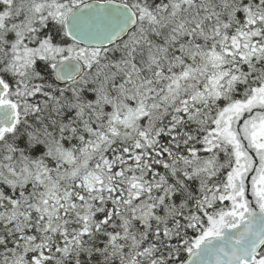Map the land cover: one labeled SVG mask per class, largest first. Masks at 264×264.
Listing matches in <instances>:
<instances>
[{"label": "snow or ice", "instance_id": "1", "mask_svg": "<svg viewBox=\"0 0 264 264\" xmlns=\"http://www.w3.org/2000/svg\"><path fill=\"white\" fill-rule=\"evenodd\" d=\"M0 264H264V0H0Z\"/></svg>", "mask_w": 264, "mask_h": 264}]
</instances>
